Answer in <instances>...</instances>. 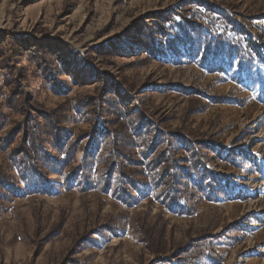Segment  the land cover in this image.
Segmentation results:
<instances>
[{"label":"trees","instance_id":"obj_1","mask_svg":"<svg viewBox=\"0 0 264 264\" xmlns=\"http://www.w3.org/2000/svg\"><path fill=\"white\" fill-rule=\"evenodd\" d=\"M219 6L205 0H185L178 9L155 12L135 22L145 48L128 58V66L147 64L148 58L143 55L156 47L176 53L186 49L192 59L214 71L233 69V60H237L239 74H245L251 82L257 80L264 94V50L256 42L257 35L244 29L233 6ZM262 11L254 8L248 20L262 21ZM25 54L39 56L45 67L42 88H49L61 101L47 105L38 98L21 63ZM61 54L47 46L23 48L0 41V69L18 77L17 82L13 77L5 78L7 92L0 86V95L7 94L0 101V152L4 154L0 162V216L22 186L33 189L48 183L51 176L58 177L67 190L104 194L129 209L147 200L149 205L158 203L172 214L194 216L213 204L194 237L178 232L162 211L151 215L152 206L132 218L127 214L111 217L90 228L86 236L77 237L58 264H86L77 256L84 243L101 245L128 228L154 255L149 264H224L228 252L217 245L235 246L244 239L233 237V230H240L236 223L214 234L221 221L220 199L229 185L225 171L233 167L248 169L250 163L242 148H224L223 135L228 126L221 124L220 114L199 123L195 117L213 104L245 105L243 100L233 90L219 94L195 82L180 86L170 83L189 97L178 116L180 125L175 127L173 121L179 110L156 103L151 90L141 88L135 78L130 80L124 68L116 66L117 76L100 77L91 83L74 80L69 85L50 62V57L56 56L63 61ZM210 55L219 58L218 62L207 63ZM119 85L134 93L139 101L137 110H131L118 94ZM74 87L80 89L73 92ZM219 160L223 162L221 171ZM214 162L219 163L215 168ZM62 226L63 221L55 223L40 245L59 235Z\"/></svg>","mask_w":264,"mask_h":264},{"label":"rangeland","instance_id":"obj_2","mask_svg":"<svg viewBox=\"0 0 264 264\" xmlns=\"http://www.w3.org/2000/svg\"><path fill=\"white\" fill-rule=\"evenodd\" d=\"M183 1L0 0V41L13 42L23 48L37 45L60 50L64 60L60 61L56 56L50 57V62L69 80V85L74 80L91 83L100 77L117 76L116 66L122 67L130 80L135 78L141 88L151 90L156 103L171 111L179 110L173 121L175 127L180 125V110L189 101L177 86L195 82L214 93L233 90L245 105L241 102L213 104L195 117L199 123L220 114L221 124L228 126L223 135L224 148H242L250 163L248 169L233 167L225 171L229 185L220 199L221 221L214 234L220 233L225 225L239 224L240 230L234 229L233 237L243 236V240L235 246L217 245L219 250L228 252L224 264H264V94H261V85L257 80L251 82L245 74H239L237 60H233V69L214 71L192 59L186 49L176 53L172 49L156 47L143 55L148 58L147 64L128 66V58L145 48L133 24L155 12L178 9ZM205 1L220 3L218 8L233 6L236 18L250 35H257L256 42L264 50V19L248 20L254 8H262L264 14V0ZM146 22L151 24L149 19ZM110 52L112 54H108ZM218 60L210 55L206 62ZM21 63L25 65L28 82L40 100L47 105L61 101L49 88H42L45 67L37 54H25ZM38 69L40 73H37ZM6 77H13L15 82L18 79L0 69V86L3 87ZM170 83L177 86H169ZM78 89L74 87L73 92ZM2 90L8 91L6 87ZM117 91L131 110L138 109L139 101L133 97V92L127 91L124 85H119ZM3 157L0 152V162ZM219 163L218 171H221L223 162L219 160ZM219 163H212V167ZM150 206L151 215L162 211L178 232L182 230L193 237L199 230L200 220L206 222L214 207L209 204L194 216H181L168 212L158 203L149 205L143 200L139 206L129 209L121 201L104 194L67 190L56 176L33 189L22 186L14 202L0 216V264H58L68 254L74 240L82 234L86 236L90 228L111 217L127 214L132 218ZM59 221H63L59 235L40 245L46 232ZM77 256L86 264H149L154 258L137 241L131 228L120 236L106 238L101 245L92 241L84 243Z\"/></svg>","mask_w":264,"mask_h":264},{"label":"clouds","instance_id":"obj_3","mask_svg":"<svg viewBox=\"0 0 264 264\" xmlns=\"http://www.w3.org/2000/svg\"><path fill=\"white\" fill-rule=\"evenodd\" d=\"M0 81H2V78H0ZM7 98V94L0 95V101H4Z\"/></svg>","mask_w":264,"mask_h":264},{"label":"bare ground","instance_id":"obj_4","mask_svg":"<svg viewBox=\"0 0 264 264\" xmlns=\"http://www.w3.org/2000/svg\"><path fill=\"white\" fill-rule=\"evenodd\" d=\"M139 48H141V47H139Z\"/></svg>","mask_w":264,"mask_h":264}]
</instances>
